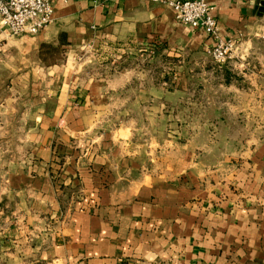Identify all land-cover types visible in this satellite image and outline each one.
Wrapping results in <instances>:
<instances>
[{
    "label": "crops",
    "instance_id": "obj_1",
    "mask_svg": "<svg viewBox=\"0 0 264 264\" xmlns=\"http://www.w3.org/2000/svg\"><path fill=\"white\" fill-rule=\"evenodd\" d=\"M206 1L240 43L223 65L150 0H55L39 34L0 33L10 116L30 101L0 264H264L263 0Z\"/></svg>",
    "mask_w": 264,
    "mask_h": 264
},
{
    "label": "built area",
    "instance_id": "obj_2",
    "mask_svg": "<svg viewBox=\"0 0 264 264\" xmlns=\"http://www.w3.org/2000/svg\"><path fill=\"white\" fill-rule=\"evenodd\" d=\"M169 7L177 23L202 30L212 41L208 52L218 65L231 60L240 43L235 38L221 37L213 8L206 0H150ZM55 0H0V33L10 37L34 36L53 20Z\"/></svg>",
    "mask_w": 264,
    "mask_h": 264
},
{
    "label": "rangeland",
    "instance_id": "obj_3",
    "mask_svg": "<svg viewBox=\"0 0 264 264\" xmlns=\"http://www.w3.org/2000/svg\"><path fill=\"white\" fill-rule=\"evenodd\" d=\"M9 38H22V37H10ZM6 41V39H5ZM264 51V47H260ZM46 57L50 59V55L47 53ZM82 59V58H80ZM51 60V59H50ZM139 59H137L138 61ZM142 60V61H141ZM141 62H135L140 67L147 64L150 58H143ZM150 63V62H149ZM13 61H8L7 66L0 65V112L7 110L9 115H0V172L6 168L13 167L12 163L16 162L18 157H21L25 151V147H22V143L19 140H22L24 134L18 133V126L21 123L22 112L25 109H28L30 106V101L22 100L18 101L16 106L11 105L17 110V116L11 114V107L8 108V104L5 103L4 98L7 94H10L13 89L11 87V82L16 75L15 70L11 68ZM153 77H159L160 70L152 65ZM157 87V86H156ZM22 97V96H21ZM23 98V97H22ZM2 110V111H1ZM24 150V151H23ZM3 162H5L3 164ZM15 164V163H14Z\"/></svg>",
    "mask_w": 264,
    "mask_h": 264
},
{
    "label": "trees",
    "instance_id": "obj_4",
    "mask_svg": "<svg viewBox=\"0 0 264 264\" xmlns=\"http://www.w3.org/2000/svg\"><path fill=\"white\" fill-rule=\"evenodd\" d=\"M49 54L50 55V59H52V58H54L55 56H56V52H55V50L54 49H52L51 47H49V46H42L41 47V57H43V58H47L46 57V54Z\"/></svg>",
    "mask_w": 264,
    "mask_h": 264
},
{
    "label": "water",
    "instance_id": "obj_5",
    "mask_svg": "<svg viewBox=\"0 0 264 264\" xmlns=\"http://www.w3.org/2000/svg\"><path fill=\"white\" fill-rule=\"evenodd\" d=\"M260 6L262 7V9H264V0H263V2L260 4Z\"/></svg>",
    "mask_w": 264,
    "mask_h": 264
}]
</instances>
